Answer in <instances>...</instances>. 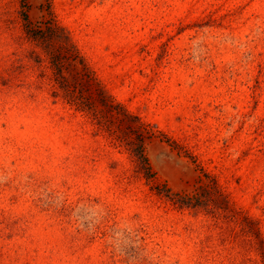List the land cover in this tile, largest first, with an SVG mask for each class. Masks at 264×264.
<instances>
[{
    "label": "rangeland",
    "instance_id": "1",
    "mask_svg": "<svg viewBox=\"0 0 264 264\" xmlns=\"http://www.w3.org/2000/svg\"><path fill=\"white\" fill-rule=\"evenodd\" d=\"M0 264H264V0H0Z\"/></svg>",
    "mask_w": 264,
    "mask_h": 264
},
{
    "label": "trees",
    "instance_id": "2",
    "mask_svg": "<svg viewBox=\"0 0 264 264\" xmlns=\"http://www.w3.org/2000/svg\"><path fill=\"white\" fill-rule=\"evenodd\" d=\"M58 29L54 23H52L50 26H47L46 30H51L52 32L54 30ZM54 34L49 33L45 34V36L41 37H32L33 41L36 43L39 42L38 45H41L42 47H46L51 49V42L54 40L58 45V53L56 58H54L55 63L52 64V67L54 71H56V78H59L62 76L61 67L64 66L63 61L64 59L67 61V68L71 70V77H65L67 82L69 84L74 85V87H77V84L80 83V80L82 79V82L88 83L89 77H81V76H87L86 74V68L82 64V61L78 57L76 51L74 50V47L71 44V41L69 37H67L66 34H63L59 36L58 39L53 38ZM60 54L65 55L64 57L59 56ZM53 57V54H52ZM62 59L60 61L59 59ZM65 67H63L64 69ZM62 78V77H61ZM87 78V79H86ZM63 81V78L61 79Z\"/></svg>",
    "mask_w": 264,
    "mask_h": 264
}]
</instances>
